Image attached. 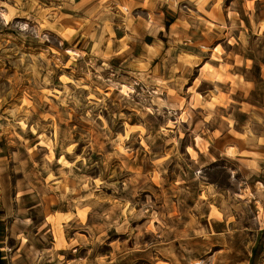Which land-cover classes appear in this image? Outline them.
<instances>
[{
    "label": "rangeland",
    "instance_id": "rangeland-1",
    "mask_svg": "<svg viewBox=\"0 0 264 264\" xmlns=\"http://www.w3.org/2000/svg\"><path fill=\"white\" fill-rule=\"evenodd\" d=\"M17 7L0 0V264H264V178L246 196L231 161L206 166L227 226L197 234L186 208L205 194L184 187V154L164 162L184 147L167 142L161 82ZM246 10L260 16L264 0Z\"/></svg>",
    "mask_w": 264,
    "mask_h": 264
},
{
    "label": "crops",
    "instance_id": "crops-1",
    "mask_svg": "<svg viewBox=\"0 0 264 264\" xmlns=\"http://www.w3.org/2000/svg\"><path fill=\"white\" fill-rule=\"evenodd\" d=\"M205 2L14 0L25 16L45 15L55 28L49 32L83 39L85 51L101 63L143 65L148 82H161L154 87L162 90L163 109L172 122L167 142L184 147L181 153L174 147L173 157L164 162L180 158L177 153L186 156L179 170L189 178L184 187L197 197L205 194V200L186 208L187 214L195 210L194 231L202 237L218 233L215 227L224 222L217 215L220 192L202 176L206 166L231 161L246 179L241 188L246 196L262 194L253 183L264 178V95L258 101L251 98L254 83V89L264 92V11L253 18L246 0H225L220 6L218 0ZM118 7L132 11L129 26L120 25L128 15ZM186 223L191 224V217Z\"/></svg>",
    "mask_w": 264,
    "mask_h": 264
}]
</instances>
